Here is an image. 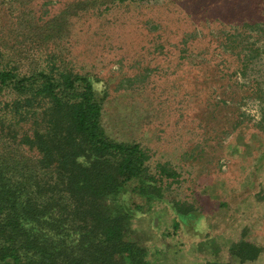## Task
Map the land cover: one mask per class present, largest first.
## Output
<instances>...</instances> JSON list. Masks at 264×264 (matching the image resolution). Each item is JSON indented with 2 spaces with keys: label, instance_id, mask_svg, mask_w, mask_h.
I'll use <instances>...</instances> for the list:
<instances>
[{
  "label": "rangeland",
  "instance_id": "obj_1",
  "mask_svg": "<svg viewBox=\"0 0 264 264\" xmlns=\"http://www.w3.org/2000/svg\"><path fill=\"white\" fill-rule=\"evenodd\" d=\"M0 47L25 69L53 55L97 77L108 132L177 170L131 220L151 264H264V93L248 88L264 92V0H0ZM241 239L257 260L232 254Z\"/></svg>",
  "mask_w": 264,
  "mask_h": 264
},
{
  "label": "trees",
  "instance_id": "obj_2",
  "mask_svg": "<svg viewBox=\"0 0 264 264\" xmlns=\"http://www.w3.org/2000/svg\"><path fill=\"white\" fill-rule=\"evenodd\" d=\"M258 26L245 21L235 29L246 33ZM225 39L236 41L232 33ZM2 50L0 264H151L131 220L144 204L167 199L164 181L175 180L177 170L167 162L153 167L139 142L108 132L109 93L97 88V77L53 55L25 69L21 60H4ZM244 50L237 51L243 56L235 74L245 75L250 65ZM248 88L254 96L264 93L256 83ZM119 196L113 211L108 200ZM178 211L183 222L197 217ZM262 251L245 239L231 246L241 263Z\"/></svg>",
  "mask_w": 264,
  "mask_h": 264
}]
</instances>
